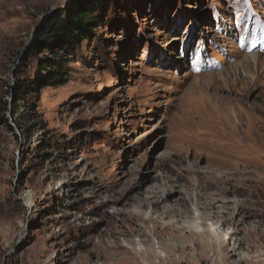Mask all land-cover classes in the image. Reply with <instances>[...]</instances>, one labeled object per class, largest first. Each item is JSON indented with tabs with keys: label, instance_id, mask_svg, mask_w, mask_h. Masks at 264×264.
Listing matches in <instances>:
<instances>
[{
	"label": "rangeland",
	"instance_id": "obj_1",
	"mask_svg": "<svg viewBox=\"0 0 264 264\" xmlns=\"http://www.w3.org/2000/svg\"><path fill=\"white\" fill-rule=\"evenodd\" d=\"M86 2L96 27L58 50L65 84H43L37 30ZM224 105L247 119V145ZM171 184L218 239L145 222L141 196ZM135 250L264 264V0H0V264H150Z\"/></svg>",
	"mask_w": 264,
	"mask_h": 264
},
{
	"label": "bare ground",
	"instance_id": "obj_2",
	"mask_svg": "<svg viewBox=\"0 0 264 264\" xmlns=\"http://www.w3.org/2000/svg\"><path fill=\"white\" fill-rule=\"evenodd\" d=\"M250 59L253 60H257L258 57L255 55H252L249 57ZM227 81V80H226ZM218 84H219V80H218ZM226 87V86H225ZM221 91H224L223 88L218 87ZM228 89V88H227ZM229 93L227 94V96L225 97L226 99H228V96L230 97V95L233 94L234 91H232V88L229 86ZM226 92V91H225ZM221 93V92H220ZM234 108V107H233ZM219 111H221L222 115H223V120L224 122L228 125L231 126L230 129L233 136H234V141L236 143L242 146L247 145V143L249 142V137L251 136V129L248 127V122L247 119L245 120V116L244 115H238L237 113H233L232 109L228 106H221L220 108H218ZM239 111V110H238ZM235 112V110H234ZM231 114L236 115V123H233L232 118L230 117ZM222 118V117H221ZM220 120V119H219ZM246 121V122H245ZM222 122V121H221ZM250 122V121H249ZM218 123V122H217ZM216 124V123H215ZM220 124V122H219ZM252 123H250L251 125ZM221 125V124H220ZM223 125V124H222ZM213 126V125H212ZM218 126V124L216 125ZM253 126V125H252ZM230 132V134H231ZM231 134V135H232ZM229 137V136H228ZM227 138V137H226ZM232 138V137H231ZM232 141V139H231ZM251 141V140H250ZM222 143V142H221ZM229 143V142H228ZM232 143V142H231ZM227 144V143H226ZM235 143L231 144V148L229 150V154H233L235 152L234 148L236 146L233 147ZM241 147V146H240ZM229 148V147H228ZM239 149V147L237 146L236 149ZM237 149V150H238ZM241 149V148H240ZM227 150V149H226ZM242 150V149H241ZM226 153V152H225ZM243 153V152H241ZM228 154V152H227ZM236 154V152H235ZM238 154V153H237ZM236 154V155H237ZM241 155V154H240ZM227 156V155H226ZM230 157H234V155H231ZM227 159V158H225ZM231 159V158H230ZM235 159V158H234ZM224 160V159H223ZM232 160V159H231ZM239 161V160H238ZM246 161V160H244ZM225 167V166H224ZM212 187H214V184H211L208 188H206V190H212ZM203 191V189H202ZM220 194L222 195H229L230 191L228 190H224V189H220ZM147 196H141V198L139 199L138 205L137 207H139L140 209H144V208H149L151 211V215L150 217L146 218L145 222H152L154 225V222H156L157 224H160L161 227H169L171 224L164 222L165 219H168L169 217L174 218V220H176V224H174L173 226L175 227L174 231H178V232H182L185 230H188V232H190L192 235H195L196 233L199 234V239L197 242L194 243H198L201 246H206V244L202 243V240L208 238V237H214V238H219L221 233L219 232V230L217 229H213L211 230L212 226L208 225V221L211 222L212 218H210L209 215H207V213L201 212L198 213V215H195V213H193L191 209L187 208L186 206L182 205V202H184L185 199H183L181 197V194L178 190H176L175 186L168 185L164 188L161 189H150L148 190V192L146 193ZM208 199H210V204H209V209L212 210L214 203H218L217 197L219 196V194L214 191L209 193L208 195H206ZM199 199L201 200V198L199 197ZM228 201V200H227ZM206 203V202H204ZM205 205V204H204ZM208 206V204H206ZM222 206V205H221ZM228 206V205H227ZM199 207V206H198ZM200 208V207H199ZM223 208V207H222ZM193 209V208H192ZM195 209V208H194ZM199 210V209H198ZM227 210V209H226ZM147 211V210H146ZM219 214H221L220 216L223 218L224 216L228 215V213L226 211H217ZM209 213V212H208ZM217 213V214H218ZM157 214V218H154L153 215ZM215 215V214H214ZM160 217H162V221H159L158 219H160ZM215 216H213L214 218ZM218 217V216H217ZM231 217V216H230ZM219 219V218H218ZM217 220V218H216ZM224 220V219H222ZM226 220V219H225ZM224 220V221H225ZM189 221H192V223L198 224L201 227L202 226H206L205 230L201 231V232H197L195 231L192 227H188L187 226V222L188 224L190 223ZM230 221V220H229ZM239 224V223H238ZM241 224V223H240ZM239 224V225H240ZM208 225V226H207ZM212 225V224H210ZM151 231V229H150ZM152 235V237H155L156 233L155 231H151L150 232ZM186 234V233H185ZM183 235V234H182ZM197 236V235H195ZM198 238V237H197ZM231 241V239L229 240ZM205 242V241H203ZM193 243V242H192ZM229 243V242H228ZM115 246V245H114ZM120 246V245H119ZM181 246V245H180ZM126 249V248H125ZM150 249H155V248H150ZM116 250V249H115ZM124 250V249H123ZM112 251V250H111ZM114 251V250H113ZM128 252V251H127ZM229 252V251H228ZM232 252V251H231ZM135 255H136V259L139 260V258H142L143 261H147L150 264H153L152 261L155 260V258H157L156 256V252L155 253H149L147 251H137L135 250ZM130 255V254H129ZM128 255V256H129ZM127 256V257H128ZM160 258V257H159ZM165 257H162L161 260H159V262L161 263H166L167 259H164ZM126 259V257H125ZM128 259V258H127ZM126 259V260H127ZM132 259V258H131ZM130 261V260H129ZM142 261V260H141ZM140 263V262H139Z\"/></svg>",
	"mask_w": 264,
	"mask_h": 264
},
{
	"label": "trees",
	"instance_id": "obj_3",
	"mask_svg": "<svg viewBox=\"0 0 264 264\" xmlns=\"http://www.w3.org/2000/svg\"><path fill=\"white\" fill-rule=\"evenodd\" d=\"M96 13V4H87L86 2L74 13L70 11L68 13L64 11L56 13L46 26L37 30L36 40L29 48V53L38 58L39 51L42 50V54L48 53L52 56L51 58V56L46 55L42 60L43 71L49 73L42 81L43 84L48 86L65 84L68 73L64 63L69 61V57L65 60L58 50L64 52V46L67 43H77L79 35L86 36L87 30L96 27L99 19ZM43 38L47 39L43 40Z\"/></svg>",
	"mask_w": 264,
	"mask_h": 264
}]
</instances>
